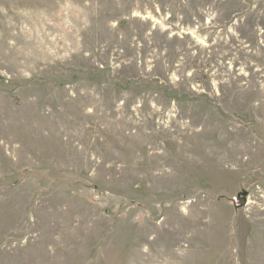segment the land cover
<instances>
[{
    "label": "rangeland",
    "instance_id": "obj_1",
    "mask_svg": "<svg viewBox=\"0 0 264 264\" xmlns=\"http://www.w3.org/2000/svg\"><path fill=\"white\" fill-rule=\"evenodd\" d=\"M0 264H264V0H0Z\"/></svg>",
    "mask_w": 264,
    "mask_h": 264
}]
</instances>
